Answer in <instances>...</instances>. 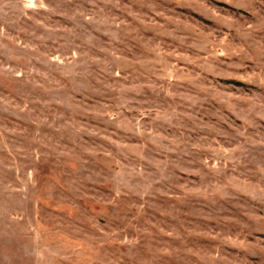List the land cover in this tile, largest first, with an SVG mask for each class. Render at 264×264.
<instances>
[{
	"label": "rangeland",
	"instance_id": "obj_1",
	"mask_svg": "<svg viewBox=\"0 0 264 264\" xmlns=\"http://www.w3.org/2000/svg\"><path fill=\"white\" fill-rule=\"evenodd\" d=\"M0 264H264V0H0Z\"/></svg>",
	"mask_w": 264,
	"mask_h": 264
}]
</instances>
